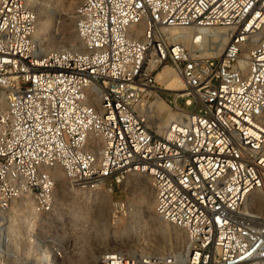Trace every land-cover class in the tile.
I'll use <instances>...</instances> for the list:
<instances>
[{
    "label": "built area",
    "instance_id": "obj_1",
    "mask_svg": "<svg viewBox=\"0 0 264 264\" xmlns=\"http://www.w3.org/2000/svg\"><path fill=\"white\" fill-rule=\"evenodd\" d=\"M36 8L0 0V264L72 262V239L38 228L58 216L56 171L109 197L115 227L128 208L111 195L148 178L154 215L181 237L176 251L90 264H264V0H79V49L42 45ZM218 28L219 52L199 32ZM163 67L181 89L156 81Z\"/></svg>",
    "mask_w": 264,
    "mask_h": 264
},
{
    "label": "bare ground",
    "instance_id": "obj_2",
    "mask_svg": "<svg viewBox=\"0 0 264 264\" xmlns=\"http://www.w3.org/2000/svg\"><path fill=\"white\" fill-rule=\"evenodd\" d=\"M41 0H37V19H36V29H35V37L36 39H38V41L40 43H42V45H44L46 48H54V49H59L61 47H65V46H72L75 47L76 49L80 48V45L76 39L75 33L73 30L70 29V24L72 25L71 22V10L73 9V7L75 6V4L79 1V0H69L66 3V6L63 9V21L61 24V29H62V35L58 38H55V36H52L49 32L50 30V20H48L47 18H44V21H41L40 18L38 17V15L40 16V14H43V8H39L40 2ZM39 8V10H38ZM41 17V16H40ZM199 32L203 35L204 40H205V44L206 45H213V51H217L219 52L221 47L223 46V44L228 40L229 37V33L225 32L224 28H218V29H200ZM170 35L173 36H178V37H182L184 39H188L189 36V32L185 29H170L169 31ZM207 53H212L211 51H206ZM208 54V55H209ZM155 79L156 81H158L163 88L167 89V90H178L181 89L182 87V83L181 80L179 78V76L177 75V73L175 72V70L169 68V67H163L161 69H158L156 74H155ZM157 108L159 111L164 112V114L161 116L160 120H159V124H165L168 121V118L171 116V114L166 110V107L162 104V103H158L157 104ZM55 180H56V187H55V191H54V204L55 207L56 205H59V208L65 211H74L77 214H84L85 208H81V207H75L74 205V198L75 195L77 194V192H79L77 189L69 187L66 182L65 179L63 178V175L60 171H56L55 173ZM128 182H139V177L137 175H133L132 177L128 178ZM75 189V190H74ZM81 193V192H80ZM78 196V195H76ZM81 196H83L81 194ZM80 197V196H79ZM85 199L86 198H92L94 201V206H96V210H95V215H93V226L92 227V237L94 239V241L96 242L98 238H100V236H105L104 231H105V224L104 221L102 219L103 216V211H104V206L106 203V197L103 195H99L96 194L94 196H87L84 195ZM77 200V199H76ZM138 208L140 207V213L146 218V221H148L150 223L149 229L152 232H156L159 237L161 239L167 238L169 235V229L167 228V226L165 225L166 223L160 221L153 213V202L152 199L148 201H146V198L142 195L140 197V199L138 200ZM64 205V207L62 206ZM58 207V206H57ZM56 207V209H57ZM58 210V209H57ZM26 211L28 213L31 212V206L30 204H27L26 206ZM130 210H127L126 213H124V222L121 224H118L115 228H118L120 225H124L128 219H129V212ZM86 213V212H85ZM70 218V217H69ZM27 221V222H26ZM17 221L14 220V218H11L10 221V225L9 226H13L12 228H10L11 230L14 229L15 227V223ZM148 223V224H149ZM19 224L20 225H30L33 226V223L27 219H20L19 220ZM79 223L75 220L72 219H68L66 221L61 220L59 222V227L60 229L65 233L64 236L65 238H71L73 245H76V250L74 252V254H77L79 257V264H89L90 262H93L94 258L101 252L105 251V250H126L128 252H133L136 251L131 245V235L133 230L136 228L137 223L135 222L134 224L129 225L127 228L128 230L125 231H121L120 234L117 232H113L111 238H106L103 239L104 241L106 240L107 242H109L111 245V247H108V244L105 245H97V243L94 245L92 244L91 246H88L87 244V249L86 251H80L78 252V242L80 240L83 241L84 243V239L83 237L81 238L79 235H77V233L75 232V226H77ZM82 227V226H81ZM142 227V226H141ZM40 230H43L44 227H40ZM142 229V232L145 231L147 228V226H143L142 228H140V230ZM138 231V230H137ZM150 231V232H151ZM174 232V236L177 239V246L174 247V250L172 251H176L178 250L180 244H181V237L179 235V232L176 230H173ZM141 232V231H140ZM149 232V231H147ZM143 234V233H141ZM150 234V233H149ZM156 234V235H157ZM148 235V234H147ZM154 235V234H153ZM157 235V236H158ZM152 236V235H151ZM150 236V237H151ZM154 237V236H152ZM101 240V241H103ZM98 242V241H97ZM136 242V241H135ZM163 243V242H162ZM86 248V246H84ZM149 253L151 255L154 254H162L163 250L159 247L157 248H153V249H148ZM138 252V251H136ZM141 253V252H140Z\"/></svg>",
    "mask_w": 264,
    "mask_h": 264
},
{
    "label": "rangeland",
    "instance_id": "obj_3",
    "mask_svg": "<svg viewBox=\"0 0 264 264\" xmlns=\"http://www.w3.org/2000/svg\"><path fill=\"white\" fill-rule=\"evenodd\" d=\"M69 0H41L39 3V8H43V14H40V16L38 15V17L40 18L41 21H44V18H47L48 20H50V34L52 36H55V38H59L62 35V29H61V24L63 21V9L66 6V3ZM38 8V10H39ZM70 29L73 30V26L70 24ZM57 33V34H56ZM204 55H208L209 53H207L206 51L203 52ZM132 177V176H130ZM129 177V178H130ZM139 182H128L126 184V186H124L125 190L123 192L121 191H115L112 195L111 198L114 200H119V201H123L127 203V208L128 210L131 209V211L129 212V219L128 221L124 224V225H120L118 228H115L114 225L110 224L109 220H108V215L110 214L109 211V197L106 196V203L104 206V211H103V216L102 219L104 221L105 224V231L104 234L105 236H100V238L97 239V241L95 242L93 237H92V227L93 224V215H95V210H96V206H94V201L93 199L90 198H86L84 197L85 194H82L80 192L76 191V198H74V205L75 207H81V208H85L84 214H77L74 211H65V210H61L59 208V205H56L57 207V214L55 219H52L51 222H48L46 224H43L40 227H44V229H46L47 231L50 230L52 232H55L56 234H58L59 237H65L64 236V232L60 229L59 227V223L61 220H68V219H72L77 221L78 223L81 224V222H85L84 227L80 226L78 229V233L77 235H79L81 238L83 237V239L85 240L84 243L82 240H80L78 242V252L82 251H86L87 249V244L88 246H91L92 244H96L97 245H105L108 244V247L110 248L111 244L109 242H107L106 240L104 241L103 239L106 238H111L112 233L113 232H117L120 234L121 231H125L128 230V226L131 224H134L135 222L137 223L136 228L133 230L132 235H131V245H133L132 247L138 251V252H146L149 253L148 249H153V248H157L159 247L160 250H163V253L165 252H169L174 250V247L177 246V239L174 236V231L176 230V228L170 226L169 224H165L167 226V228L169 229V235L167 238L161 239L159 237V235L156 232H152L149 229L150 223L148 221H146V218L140 213V207L138 208L139 204H138V200L140 199V197L143 195L146 198V201L149 202L150 199H152L151 196V189L149 186V180L148 178L144 177V176H139ZM129 180V179H127ZM75 190V189H74ZM81 194L83 196H81ZM80 196V197H79ZM77 199V200H76ZM138 205V206H137ZM64 207V205H62ZM127 209L125 207H123L121 210L118 211L117 213V217L119 219L117 224H121L124 222V213H126ZM86 212V213H85ZM70 217V218H69ZM17 221V220H16ZM27 222V221H26ZM18 223V221L16 222ZM149 223V224H148ZM116 224V225H117ZM18 226H25V228H32V226L26 224V225H18ZM143 226H147L148 229H146L145 231L142 232V229L140 230V228H142ZM40 230V229H39ZM138 230V231H137ZM141 231V232H140ZM149 231V232H147ZM151 231V232H150ZM143 233V234H141ZM150 233V234H149ZM138 234V237H135ZM148 234V235H147ZM154 234V235H153ZM158 236H157V235ZM154 237H152V236ZM151 236V237H150ZM103 240V241H101ZM136 241V242H135ZM163 242V243H162ZM94 244V245H95ZM86 246V248L84 247ZM94 247V246H91ZM78 255L75 254L73 256L72 262H69L67 264H79L80 260L79 257H77ZM79 261V262H78ZM91 263V262H90ZM89 263V264H90Z\"/></svg>",
    "mask_w": 264,
    "mask_h": 264
}]
</instances>
